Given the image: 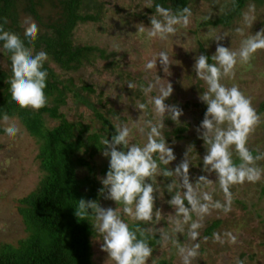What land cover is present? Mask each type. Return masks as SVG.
<instances>
[{"label":"clouds","instance_id":"obj_1","mask_svg":"<svg viewBox=\"0 0 264 264\" xmlns=\"http://www.w3.org/2000/svg\"><path fill=\"white\" fill-rule=\"evenodd\" d=\"M144 8H154L148 17L149 25L140 22L135 28L146 41L173 39L180 29L188 28L192 22L191 7L173 10L156 0H146ZM242 20L243 26L234 30L241 37L238 48L225 47L220 43L227 34L216 35L212 38L217 42L214 54L210 57L200 54L194 58V79L203 81L206 86L199 95L206 111L197 128V138L203 141L206 154L198 166L202 172L214 173L215 182L207 175H201L194 182L190 179L189 170L193 166L190 153L194 149L191 145L181 162L174 168L169 167L177 157L166 139L164 121L171 120L181 125L180 117L184 115L179 105L165 103L173 93L172 84L167 80L165 83L157 74L147 84L126 82L129 89L139 86L148 99L147 103L138 102L136 105L141 113L138 120L130 124L117 116L111 140H101L108 170L101 180L103 187L99 194L106 193L105 199L120 207L104 208L96 200L83 198L75 207V216L80 221L91 222L92 230L102 240L101 250L107 253L113 264H147L153 253L150 240L157 237L159 230L130 227L124 217L137 224L158 225L163 216L156 201L164 196L165 191L170 197L167 204L172 212L168 223L172 228L171 232L161 235L163 245L171 244L176 248L180 264H196L200 255V230L210 210L230 212L233 202L231 188L234 185L254 184L264 179V167L259 163L264 161V151L248 147L249 136L262 122L261 116L253 107L252 99L237 85L223 83L225 79H235L238 64H250L254 55L264 50V28L255 34L250 31L257 21L254 0H250L242 12ZM7 23V19H0V54H10L11 77L7 84L10 85L12 102L21 109L38 111L48 103L45 89L49 73L45 64L50 59L46 51H35L39 26L31 18L27 19L21 36L6 29ZM157 62L165 73L169 72L172 59L168 51L161 50L148 59L144 64L145 71H156ZM149 106L152 118L144 119L149 114ZM0 119L7 123L10 117L6 112H0ZM3 131L10 139L20 133L15 124ZM136 133L143 137L142 143L132 142ZM158 178H171L164 185V190ZM217 182L224 196L223 202L214 198L215 188L211 185ZM179 236H186L187 243L178 239ZM224 237L228 243L237 242V236L231 232L224 233L223 237L220 233H213L214 240L220 244L225 243ZM237 264L244 262L238 259Z\"/></svg>","mask_w":264,"mask_h":264},{"label":"rangeland","instance_id":"obj_2","mask_svg":"<svg viewBox=\"0 0 264 264\" xmlns=\"http://www.w3.org/2000/svg\"><path fill=\"white\" fill-rule=\"evenodd\" d=\"M102 8L98 13L100 20L96 22L81 23L75 28L74 43L76 45H93L101 47L110 53L111 57L98 58L90 63L84 62L81 67L71 72H64L56 66V72L62 80H72L76 89H82L90 85L94 94L89 95L93 104L98 107L107 105L116 111L109 117L115 125L119 120L128 122L139 119L141 113L136 109L138 102L147 103V97L140 91L139 86L129 89L126 82L134 81L147 84L155 79L156 74L172 84L173 93L165 101L166 104H177L184 112L180 117L181 125L174 124L171 120H165V135L170 146L173 147L176 161L169 167H175L184 157L188 146L194 149L190 153L193 166H190V179L194 182L201 175H207L208 179L215 182V174H207L201 171L203 156L206 148L203 141L198 139L197 128L204 117L206 105L199 100V95L206 90L203 81L195 78L193 64L195 57L202 54L203 50L213 55L217 42L212 40L216 35L227 34L221 44L233 49L239 47L241 37L235 33V28L243 26L242 12L246 10L250 0L243 8L241 15L235 18L229 26H213L204 24L205 21L215 19L230 8L232 0H195L189 5L193 11L192 22L186 29H180L176 37L168 41H146L136 33L135 25L143 22L149 25L148 17L153 14L151 9L144 8L146 0H98ZM257 7V21L254 22L253 34L264 28V0H254ZM94 12L90 9L89 13ZM42 20L50 22L58 17L57 10L49 6L39 9ZM206 17H210L207 18ZM31 18L42 30L37 21L28 14L21 13L19 21L23 27L24 21ZM207 46V47H206ZM166 50L172 59L169 65V72L165 73L157 62L156 71L146 72L144 64L155 53ZM7 67L4 54H0V68ZM157 72V73H156ZM235 79H225L223 83L227 86L237 85L240 90L252 99L253 107L260 114L262 122L249 136L248 147L251 150L260 149L264 151V50H259L251 60L250 64H238ZM83 95L88 93L82 91ZM69 121L82 122L89 125L91 131H98L101 127L95 118V113L88 105L79 102L75 96L68 95L66 104L61 107ZM151 107L149 114L144 119H151ZM15 124L20 129L17 137L10 139L5 134L0 135V245L5 243L17 244L22 238L27 237L26 227L22 216L18 211V201L33 192L43 179V171L37 161L39 144L33 140L17 117L10 119L3 125L9 127ZM183 129L176 134L178 129ZM133 143H142L143 137L136 133ZM106 159L102 154L95 158L97 163ZM264 167V161L259 162ZM79 176L87 173L83 167L77 169ZM97 179L103 187L102 176L97 174ZM161 179V187L164 190L171 178ZM215 188L214 198L223 202V193L219 185L213 183ZM264 179L257 183L234 185L231 188L233 200L231 211L223 212L222 209H211L210 213L203 220V227L200 230L199 244L200 255L196 264H237L242 260L244 264H264ZM165 191L162 198H158L156 206L161 209L163 219L157 225L140 223V227L158 229V235L171 232L172 225L168 223L169 213L172 209L167 204L170 197ZM106 193L99 201L101 207H120L114 201L105 199ZM124 219L130 224L136 223L127 216ZM195 219V217H194ZM219 221L216 233L223 234L231 232L237 236V242L220 244L213 238L206 235V228L209 224ZM187 243L186 236L177 237ZM102 240L95 233L92 238L93 262L95 264H113L106 252L101 250ZM166 260L169 264H180L177 250L171 244L163 245L161 240L153 248L152 256L147 264H156L158 261Z\"/></svg>","mask_w":264,"mask_h":264},{"label":"trees","instance_id":"obj_3","mask_svg":"<svg viewBox=\"0 0 264 264\" xmlns=\"http://www.w3.org/2000/svg\"><path fill=\"white\" fill-rule=\"evenodd\" d=\"M195 0H156L165 7H189ZM248 0H232L230 8L221 16L207 20L204 24L229 26L241 15ZM98 0H0V19H7L6 29L23 36V27L19 21L21 13L33 17L43 27L35 41V51L44 50L49 55L45 64L49 75L45 94L47 105L33 111L21 109L12 102L10 85V54L4 53L7 67L0 68V112H6L10 119L17 117L29 136L39 144L37 161L43 171L39 186L26 197L18 201V211L26 227L27 237L17 244L0 245V264H95L93 262L92 238L95 232L87 221H80L75 216L77 201L96 200L100 195L101 184L97 174L105 177L108 159L97 163L95 158L102 154L101 140H111L114 124L109 115L116 113L107 105L98 108L90 99L94 89L85 85L76 89L72 80H62L56 69L64 72L79 69L86 62L98 58H108L111 54L106 49L93 45H76L73 31L81 23L100 20ZM49 6L57 10L58 17L50 22L42 20L39 9ZM90 9L94 12L89 13ZM154 11V8L151 9ZM27 46V45H26ZM202 54L211 56L203 50ZM111 57V56H110ZM85 91L88 96L81 93ZM73 95L79 102L91 107L101 127L91 131L89 125L69 121L61 112L67 96ZM9 119V120H10ZM3 120L0 119V135L4 134ZM183 129H178L180 134ZM83 167L86 174L79 176L77 169ZM264 192V187H263ZM236 198L233 203H236ZM220 222L215 221L206 228V235L211 237L218 230ZM141 226L133 223L130 227ZM161 242L160 235L150 240L154 248ZM156 264H169L166 260Z\"/></svg>","mask_w":264,"mask_h":264}]
</instances>
